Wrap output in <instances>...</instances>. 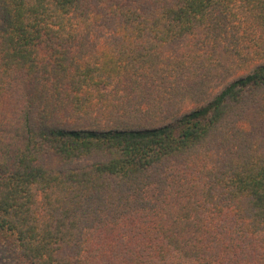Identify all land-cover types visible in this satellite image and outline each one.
Here are the masks:
<instances>
[{"label":"trees","instance_id":"1","mask_svg":"<svg viewBox=\"0 0 264 264\" xmlns=\"http://www.w3.org/2000/svg\"><path fill=\"white\" fill-rule=\"evenodd\" d=\"M0 242L264 264V0H0Z\"/></svg>","mask_w":264,"mask_h":264},{"label":"rangeland","instance_id":"2","mask_svg":"<svg viewBox=\"0 0 264 264\" xmlns=\"http://www.w3.org/2000/svg\"><path fill=\"white\" fill-rule=\"evenodd\" d=\"M0 264H26L20 258L14 243L0 242Z\"/></svg>","mask_w":264,"mask_h":264}]
</instances>
